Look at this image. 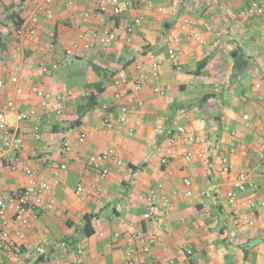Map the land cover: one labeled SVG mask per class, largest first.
<instances>
[{
  "label": "crops",
  "instance_id": "0c3cea01",
  "mask_svg": "<svg viewBox=\"0 0 264 264\" xmlns=\"http://www.w3.org/2000/svg\"><path fill=\"white\" fill-rule=\"evenodd\" d=\"M121 1L123 11L114 17L106 0H58L47 18L39 10L43 0H0V105L12 100L20 110L37 108L31 86L51 94L73 92L60 115L52 102L40 120L16 123L9 117L23 143L1 156L0 196L24 187L23 169L29 167L51 185L43 199H52L54 206L37 212L31 229L10 234L0 264H72L78 252L83 264H122L133 248V264H264V98H258L264 93V20L239 14L248 0H147L151 9L141 0ZM14 12L21 26L37 16L33 39L17 35L10 17ZM136 18L141 26L128 35L125 27ZM184 18L192 20L205 44L183 37ZM104 30L117 35L106 49L93 36ZM175 35L180 41L172 44ZM171 45L180 71L168 59ZM150 53L161 60L156 78ZM43 64L57 68L44 75ZM139 74L144 78L137 94L142 106L131 107L127 124L119 127L113 95L130 88ZM14 75L21 77L19 95L9 81ZM122 79L124 84H114ZM156 87L162 95L154 92ZM90 94L96 105L78 117ZM105 118L113 121L112 128L105 127ZM175 124L194 132L192 145L177 134ZM81 132L86 138L79 143ZM64 142L70 146L67 155ZM170 146L181 154L191 150L192 159L181 156L163 166L160 153ZM232 146L236 153L228 159L234 172L225 173L220 159ZM106 149L120 164H108L97 193L87 160ZM62 163L67 168L60 171ZM238 171L246 172L253 186L230 205L226 193L238 194L233 186ZM79 184L83 191L76 194ZM157 184L172 210L161 208L157 217L145 220L140 197ZM241 200L255 202L253 226L232 216ZM84 215L91 216L89 237L82 233ZM137 231L155 237L148 253L128 235Z\"/></svg>",
  "mask_w": 264,
  "mask_h": 264
},
{
  "label": "built area",
  "instance_id": "2783aa9c",
  "mask_svg": "<svg viewBox=\"0 0 264 264\" xmlns=\"http://www.w3.org/2000/svg\"><path fill=\"white\" fill-rule=\"evenodd\" d=\"M58 0H43V4L39 7V10L44 13L47 18H52V5ZM149 9L153 8V4L147 0H141ZM106 4L109 7L112 16H119L122 11V1L121 0H106ZM158 10H161L160 8ZM241 16L244 17H256L264 20V0H248V5L245 9L239 12ZM38 24L37 16H33L30 19L29 26L22 25L16 30L17 35L20 37H28L33 39L36 35V28ZM141 26V18H136L132 24H129L125 27L126 33L131 34L135 28ZM180 32L183 34V37L189 41H194L199 44H205V40L194 28L192 20L189 18H184L180 23ZM93 36L99 41L103 49L109 47V45L114 42L117 38V35L110 30H104L102 33H94ZM82 37V36H80ZM130 42V37L126 38ZM172 44L178 43L180 41L179 35L172 37ZM91 44H86V47ZM68 55L71 54V51L66 52ZM167 56L170 60L172 67L176 71H180L181 64L179 61L178 54L174 49L173 45L168 47ZM150 60V70L151 76L156 78L159 73L161 66V60L156 58L152 53L148 54ZM57 68L56 65H42L41 72L44 75H49L53 70ZM136 69H140L138 65ZM20 75H14L10 77V83L13 86L14 93L19 95L22 92L23 85L21 83ZM125 83V80H116L114 84L120 86ZM144 84V78L142 74H139L136 79L132 82L130 88L125 91H117L114 93L113 98L115 104H117L119 114L116 119V124L120 126H125L127 124V114L129 109L133 106L141 107L142 101L137 98V94L142 89ZM4 87V82L0 81V90ZM257 88L259 85L256 86ZM31 92L38 98L39 103L37 108H31L29 110H20L14 101L9 100L0 105V171H1V156L9 151L18 149L22 146L23 139L18 134L15 128L9 125V117L14 116L16 123L29 122L31 120L37 119L40 120L46 116L50 104L56 102L58 107L55 109V115H60L65 104L73 96V92L67 90L59 94H51L50 92L40 89L37 86L30 87ZM154 92L162 95L163 92L158 87L154 88ZM258 98H264V93L258 96ZM105 111L108 110V106L104 105L102 107ZM244 119L247 121L248 117L244 116ZM104 125L106 128L110 129L114 126V123L109 118L104 119ZM176 132L179 135H183L188 144L192 145L196 136L193 131L186 129L184 126L175 124ZM128 133L131 135L132 129H128ZM34 138L36 140L40 139L39 134H35ZM86 138V134L81 132L78 136V142L82 143ZM62 150L64 154H68L70 146L67 142L63 143ZM236 148L234 146L230 147L227 155H223L220 159L222 171L225 173L234 172L233 166L230 164L228 155L235 154ZM197 157H202L203 153L198 152ZM183 156V159L190 161L193 157V152L191 150H186L181 154L177 149H174L172 146L167 147L162 150L160 153V163L165 166L171 160ZM263 157L262 154H260ZM115 162L120 164V160L116 157L115 153L111 149L103 150L102 152L92 155L88 158L87 162L89 167L95 172L94 176V187L97 193L101 192V182H103L109 174L108 164L110 162ZM15 166H11L13 170ZM67 166L65 163H62L59 166V170H66ZM23 172L27 178V183L24 187L15 190L14 192L7 194L6 196H0V257L4 253V248L7 242L10 240V234L14 232L16 236H19L22 229H31L32 223L37 219V212L50 210L54 206V201L44 200L43 195L48 192L51 188L49 182L43 177L38 175L33 169L25 167ZM53 183L57 185L59 183L58 178H55ZM186 186L190 185L188 180H184ZM233 186L238 194H235L232 191L226 193L227 203L234 205L239 197L238 195L244 194L248 188L253 186L252 182L249 179V176L244 171L235 172V177L233 180ZM163 190L162 184H157L152 187L145 195L140 197L146 205V211L143 214L145 220L157 217L161 212V208H165L168 211L172 210V206L168 204L164 197L160 195ZM83 191V186L79 184L76 187L75 193L80 194ZM188 194H190L188 192ZM241 199V198H240ZM261 206L264 207V202L261 203ZM246 210H244V208ZM255 202H245L240 201V206L234 208L231 213L234 219L247 224L248 226H253L255 223ZM129 237L139 246L142 253H148L150 244L155 240V237L151 234H146L142 231H137L128 234ZM115 238L121 237L120 233L114 234ZM136 250L133 248L128 252V259L122 264H133L131 257L135 254ZM186 254L190 255L191 251L187 250ZM84 255L82 252H78L72 264H83ZM171 263V262H170Z\"/></svg>",
  "mask_w": 264,
  "mask_h": 264
},
{
  "label": "trees",
  "instance_id": "16d2710c",
  "mask_svg": "<svg viewBox=\"0 0 264 264\" xmlns=\"http://www.w3.org/2000/svg\"><path fill=\"white\" fill-rule=\"evenodd\" d=\"M10 17L12 18V20H16V22L14 21V24H15V30H17L21 24H22V20L18 18L17 14L14 12L12 14H10ZM1 41V39H0ZM236 53L234 52V55ZM206 63V60L203 61L202 63H200L198 65V67H202L204 66V64ZM96 105V96L94 94H90L87 98H86V102L84 104L83 107H80L78 109V117H81V115L83 113H85L86 111L90 110L91 108H93L94 106ZM76 124H79V120H76L75 122ZM83 221H84V225H83V228H82V233L84 236L86 237H89L93 231L91 229V226H90V222H91V216L89 215H84L83 216ZM75 244V243H74ZM73 244V245H74ZM72 245V244H71Z\"/></svg>",
  "mask_w": 264,
  "mask_h": 264
}]
</instances>
